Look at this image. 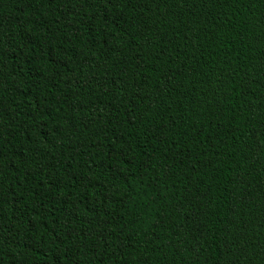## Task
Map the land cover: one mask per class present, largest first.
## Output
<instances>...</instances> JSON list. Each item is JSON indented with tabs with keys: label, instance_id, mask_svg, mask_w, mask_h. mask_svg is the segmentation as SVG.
<instances>
[{
	"label": "trees",
	"instance_id": "1",
	"mask_svg": "<svg viewBox=\"0 0 264 264\" xmlns=\"http://www.w3.org/2000/svg\"><path fill=\"white\" fill-rule=\"evenodd\" d=\"M0 264H264V0H0Z\"/></svg>",
	"mask_w": 264,
	"mask_h": 264
}]
</instances>
